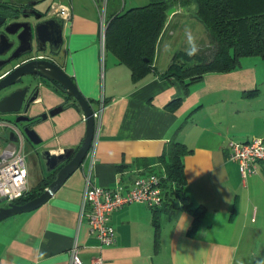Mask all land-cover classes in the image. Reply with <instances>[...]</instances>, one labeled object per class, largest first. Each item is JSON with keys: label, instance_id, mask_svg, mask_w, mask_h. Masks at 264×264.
<instances>
[{"label": "crops", "instance_id": "crops-1", "mask_svg": "<svg viewBox=\"0 0 264 264\" xmlns=\"http://www.w3.org/2000/svg\"><path fill=\"white\" fill-rule=\"evenodd\" d=\"M54 1L73 9L71 21L64 23L62 53L55 60L94 111L102 99L106 103L95 164L86 159L84 167L41 209L0 223V264H70L76 244L82 264H95L100 258L102 264L264 261V165H257L256 174L243 179L228 149L231 141L246 144L264 139V60L245 58L240 69L206 75L187 93L165 74L175 54L193 46L198 54H207L213 47L205 27L199 23L203 31L196 28V5L185 6L180 1L171 5V0H108L107 21L149 4L168 2L177 10L168 17L152 73L136 82L113 54L106 51L102 56V0H45L37 9L47 19L52 18L46 12ZM50 89L42 87L32 118L64 103L61 95ZM177 101H181L180 107L169 111ZM66 105L56 117L34 124L43 143L37 148L22 139L24 152L29 149L39 156L40 151L48 150L59 155L66 149L81 148L87 135L85 115L75 100ZM6 119L0 116V123ZM172 142L191 151L183 158L185 193L193 211L205 210L198 229L191 232L194 215L183 210L176 197L174 208L157 216L144 204H132L111 216L116 243L100 249L87 218L81 216L89 169L95 186L127 190L136 179L165 170L160 159ZM38 163L37 159L35 165ZM156 218L160 222L158 239Z\"/></svg>", "mask_w": 264, "mask_h": 264}, {"label": "trees", "instance_id": "trees-1", "mask_svg": "<svg viewBox=\"0 0 264 264\" xmlns=\"http://www.w3.org/2000/svg\"><path fill=\"white\" fill-rule=\"evenodd\" d=\"M183 5H196V18L206 28L213 47L207 54L191 55L181 52L174 55L165 78L175 79L188 93L192 85L209 74H227L241 68L245 58L264 60V0H181ZM168 2L133 8L108 21L106 51L125 65L136 82L152 73L160 38L168 21ZM194 64V65H192ZM181 101L171 104L174 112ZM79 107V105L77 104ZM191 154L186 146L172 142L166 148L160 163L163 171L155 172L162 178L163 205L152 209L155 216L165 209H173V198L180 199L183 210L194 215L195 232L204 219V208L192 210V203L185 193L183 158ZM165 177V178H164ZM56 178L49 174L36 188L27 191L15 201L23 205L44 193ZM156 237L159 238L160 222L155 219Z\"/></svg>", "mask_w": 264, "mask_h": 264}, {"label": "water", "instance_id": "water-1", "mask_svg": "<svg viewBox=\"0 0 264 264\" xmlns=\"http://www.w3.org/2000/svg\"><path fill=\"white\" fill-rule=\"evenodd\" d=\"M24 1L19 0L17 3L14 0H0V116L12 117L2 128L5 134L8 133L7 142L19 145L22 137L39 148L43 141L37 135L34 124L56 117L66 109L70 100H75L86 117L87 135L80 149H66L59 155H52L48 150L39 152L46 172H56L55 180L44 193L26 204L14 203L3 207L1 204L6 203V199H2L0 223L35 212L49 203L84 165L92 148L96 129L94 110L89 101L54 59L61 55L65 44L64 23L57 17L45 21L43 14L34 9L21 12V8L33 7L45 0L32 1L29 5ZM176 11V8H171L167 13L168 17L173 16ZM47 54L50 57L40 58ZM42 87L52 88L51 92H58L65 101L50 112L32 118L30 114L38 109Z\"/></svg>", "mask_w": 264, "mask_h": 264}, {"label": "built area", "instance_id": "built-area-1", "mask_svg": "<svg viewBox=\"0 0 264 264\" xmlns=\"http://www.w3.org/2000/svg\"><path fill=\"white\" fill-rule=\"evenodd\" d=\"M107 3L108 0H102L103 8H101L100 14V47L103 57L106 53V33L108 27V19H106L105 12ZM48 15L57 17L63 23L68 24L72 19L73 9L68 5L62 4L60 1H54L48 9ZM40 58L43 59L45 56L42 55ZM105 109L106 103L102 99L99 108L93 113L96 124L95 138L87 156V159L91 160L92 166L95 164V147ZM5 126L6 123H0V128H4ZM11 129L16 131L13 127ZM228 149L230 159L239 165L243 179L247 178L250 174H256L257 165H264V139H254L252 142L246 144L231 141ZM89 172L86 174V189L81 216L87 218L90 234L98 239L100 249L111 247L116 243V232L111 224V216L115 212L132 204H144L150 209H157L163 205L164 197L161 176L150 174L136 179L130 189L126 190L123 187H119L116 190H111L95 186L91 180L92 168L89 169ZM28 174L27 159L21 137L19 145L10 143L5 148L0 149V201L6 199L7 204H14L16 200L24 197L27 191H29L27 188ZM102 263L103 260L100 258L96 260L95 264ZM70 264H82L77 244L71 250Z\"/></svg>", "mask_w": 264, "mask_h": 264}, {"label": "rangeland", "instance_id": "rangeland-1", "mask_svg": "<svg viewBox=\"0 0 264 264\" xmlns=\"http://www.w3.org/2000/svg\"><path fill=\"white\" fill-rule=\"evenodd\" d=\"M176 1L177 0H171L170 4L172 5L173 3H176ZM190 18H192V14L190 15ZM194 20L197 21V22L196 21L194 22L196 24V28L200 27L199 26V23H200L199 20L197 18H195ZM201 25L204 26L203 24H201ZM199 29L203 31L202 27H200ZM181 53L187 54L188 51L187 52L186 51H181ZM198 53L199 52L197 51L196 54H194V55H198ZM192 65H194V64H192ZM10 119H12V117H7L6 120L9 121ZM7 136H8V133L5 134L3 129L0 128V148L2 146H5V143H7V138H6ZM32 147H34V146H32ZM25 154H26V159H27V165H28V168H29V171H30V174H29L30 176H29V179H28V187L27 188L32 190V189L36 188L37 185L43 179H45V177L48 176V173L46 172V169L44 167V164H43L40 156H38L37 154H33L32 152L29 151V149L25 150ZM37 159L39 160L40 164L38 163L37 165H35V162L37 161ZM1 206L5 207V206H7V203H3V204H1Z\"/></svg>", "mask_w": 264, "mask_h": 264}, {"label": "flooded vegetation", "instance_id": "flooded-vegetation-1", "mask_svg": "<svg viewBox=\"0 0 264 264\" xmlns=\"http://www.w3.org/2000/svg\"><path fill=\"white\" fill-rule=\"evenodd\" d=\"M15 2H19V0H14ZM32 1L33 2H35L36 0H25L24 2H25V4H27V5H29V4H31L32 3ZM38 1V0H37ZM37 6L38 5H36V6H25L24 8H21L20 10H21V12L22 11H29V10H37V11H39L38 9H37ZM40 12V11H39ZM40 13H42V12H40ZM47 13V12H46ZM43 14V19L46 21V19H47V17L44 15V13H42ZM48 14V13H47ZM23 16V15H22ZM45 57H50V55L49 54H47ZM54 59H56V58H54ZM19 63V62H18ZM16 65V64H15ZM43 86H45V85H43Z\"/></svg>", "mask_w": 264, "mask_h": 264}, {"label": "clouds", "instance_id": "clouds-1", "mask_svg": "<svg viewBox=\"0 0 264 264\" xmlns=\"http://www.w3.org/2000/svg\"><path fill=\"white\" fill-rule=\"evenodd\" d=\"M196 52H197V48L193 46V47L190 48V50L188 51L187 54H188L189 56H191V55L196 54ZM259 264H264V261H260Z\"/></svg>", "mask_w": 264, "mask_h": 264}]
</instances>
